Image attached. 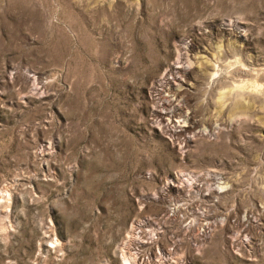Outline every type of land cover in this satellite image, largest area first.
Segmentation results:
<instances>
[{
	"label": "rangeland",
	"instance_id": "obj_1",
	"mask_svg": "<svg viewBox=\"0 0 264 264\" xmlns=\"http://www.w3.org/2000/svg\"><path fill=\"white\" fill-rule=\"evenodd\" d=\"M145 213L264 264V0H0V264H126Z\"/></svg>",
	"mask_w": 264,
	"mask_h": 264
},
{
	"label": "built area",
	"instance_id": "obj_2",
	"mask_svg": "<svg viewBox=\"0 0 264 264\" xmlns=\"http://www.w3.org/2000/svg\"><path fill=\"white\" fill-rule=\"evenodd\" d=\"M189 178H192L190 174L181 172L174 181L170 180L175 185L168 183V186H173L174 189L178 190L180 183L187 182ZM174 206L173 203H169L168 212ZM157 223L154 217L147 213L132 220L123 241V251L126 253V260L128 261L126 264H164L177 260L176 242L171 239L169 243L164 244L161 240L162 227L160 225L161 229H159ZM207 233L208 229H201L200 231L202 236H206ZM183 260L179 259L181 264H188V261Z\"/></svg>",
	"mask_w": 264,
	"mask_h": 264
},
{
	"label": "bare ground",
	"instance_id": "obj_3",
	"mask_svg": "<svg viewBox=\"0 0 264 264\" xmlns=\"http://www.w3.org/2000/svg\"><path fill=\"white\" fill-rule=\"evenodd\" d=\"M169 183H170V184H174V185H175V183H174V182H172V181H170ZM167 184H168V183H167Z\"/></svg>",
	"mask_w": 264,
	"mask_h": 264
}]
</instances>
